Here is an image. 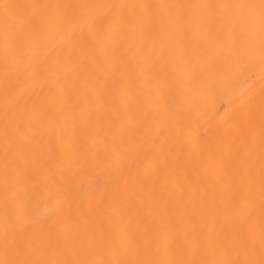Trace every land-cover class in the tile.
<instances>
[{
    "label": "bare ground",
    "instance_id": "obj_1",
    "mask_svg": "<svg viewBox=\"0 0 264 264\" xmlns=\"http://www.w3.org/2000/svg\"><path fill=\"white\" fill-rule=\"evenodd\" d=\"M0 2V264H258L264 0Z\"/></svg>",
    "mask_w": 264,
    "mask_h": 264
},
{
    "label": "snow or ice",
    "instance_id": "obj_2",
    "mask_svg": "<svg viewBox=\"0 0 264 264\" xmlns=\"http://www.w3.org/2000/svg\"><path fill=\"white\" fill-rule=\"evenodd\" d=\"M20 7L19 4L0 2V9L3 11V23L8 25L14 20V12ZM264 135V134H262ZM261 167L259 173V187H260V198H259V210H260V231H259V250H260V260L258 264H264V142H262L261 147ZM239 190H246L251 192L254 190V185H245L243 182L239 185ZM257 246L256 234L254 232H249L246 237L243 249L245 252L251 256ZM231 264H257L253 260L244 261H233Z\"/></svg>",
    "mask_w": 264,
    "mask_h": 264
}]
</instances>
